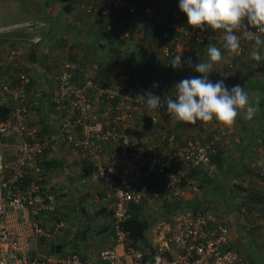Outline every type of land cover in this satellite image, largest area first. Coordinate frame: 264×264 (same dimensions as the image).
Wrapping results in <instances>:
<instances>
[{
  "label": "built area",
  "instance_id": "2783aa9c",
  "mask_svg": "<svg viewBox=\"0 0 264 264\" xmlns=\"http://www.w3.org/2000/svg\"><path fill=\"white\" fill-rule=\"evenodd\" d=\"M85 4L88 15L141 12L156 23L173 27L175 42L182 34H188L194 44H203L211 37L207 28L201 32L167 18L170 6L155 13L134 0H85ZM33 27L31 19L0 24V39ZM105 28L112 32L113 23L108 22ZM241 31L237 33L241 37L238 56L254 47V41L245 39ZM42 43L40 34L30 35V46ZM161 49L169 54L167 48ZM24 54L25 46L20 42L7 49L5 62L14 67L22 62L23 66L0 81V106L10 108L9 114L0 118V264H248L231 244L232 220L226 213L218 216L214 202L184 204L201 195L197 170L214 169L210 162L214 143L185 136L164 107L149 110L141 95L131 91L128 76L118 67L113 68L108 85L99 86L86 78L78 86L71 81L74 65L66 63L50 96L53 118L49 125L53 133L57 130L53 136H61L67 148L79 152L83 172L110 192L106 223L113 233L112 244L101 247L95 261L89 257L91 248L82 253L64 247L63 242H72L75 237L77 225L61 215L56 181L43 166L44 142L29 125L33 104L30 73L21 60ZM236 63L230 61L227 69L232 70ZM35 69L42 72L41 67ZM140 108L146 109L145 122H136ZM9 137L16 142L8 144ZM248 166L257 178L255 187L264 193V158L258 156ZM233 182L239 183L235 178ZM132 205L142 208L150 221L146 242H138L143 248L130 244L124 226ZM259 222L264 239V221Z\"/></svg>",
  "mask_w": 264,
  "mask_h": 264
},
{
  "label": "crops",
  "instance_id": "0c3cea01",
  "mask_svg": "<svg viewBox=\"0 0 264 264\" xmlns=\"http://www.w3.org/2000/svg\"><path fill=\"white\" fill-rule=\"evenodd\" d=\"M177 2L179 4V0H177ZM173 6L178 5L174 4ZM45 11L47 12L45 14L52 16L53 22V19L56 16V11H53V8L48 7L45 8ZM124 14L125 13L116 14L112 17L115 30L109 32L110 34H107L108 32H106L104 29L105 25L103 26L104 22H101L100 17L95 14L86 16L84 14L80 15L78 13V16H82L84 20H80L78 18L79 22H77V25H79V29L82 27V32L86 40L84 41L82 38L83 36H77V39L75 40L74 31H76V29H72L71 32L69 31V33L72 35H69L68 37L70 38V41H68L67 46L64 45V41H59L61 38L58 37L55 39L56 31H54L55 28L53 23H50V21L45 18V16H43V19H40L39 22L31 17L25 18L31 19L34 22V27L32 30L28 32H17L12 34L9 38L0 39V60L4 61L6 51L10 46L14 45L16 42L24 44L25 54L22 56L21 60L24 62V69L30 73L31 85L29 89L31 90L32 88H35L33 90V99L35 100L36 97H39L40 99L39 106L36 103L37 107L34 106L36 109L34 111L36 113H42V115L46 118V124H48L51 120V118H48L49 113L47 111L48 109H51L52 106L49 100L46 99V96L48 93L50 94V91L54 88L56 79L54 70L57 71L61 66H63V64L68 62V60H83V63L79 64L74 62L77 66V75H81L83 78L85 76L87 77L91 74H94L95 71L97 72L98 68H104L109 60H113L115 61L114 67H121L122 69L120 71L124 72L128 76V79L131 83V91L137 92L140 95H143L146 91H152L155 94L159 93L163 97L168 94L174 96V90H172V88L176 83L185 78L198 77L202 75L195 72L194 67L189 66L186 62L189 58H191L192 65L208 61L206 60V56L202 55L204 54L203 52H201L200 56L198 55L197 57V52L195 54V49L192 48V42L185 41L183 44L181 41L182 44L180 45H178L177 42H174L173 49L177 52V54L181 53V60H184V63L180 68H173L169 63V60H165L168 54H165L162 49L157 51L155 47V44L158 43L160 46H162V48L168 49V46L162 43L164 42V34H162L161 29H158L156 25L152 24L151 20L147 19L146 17H141L140 15L142 14L140 13H137V15L133 14L131 17L126 15L124 16ZM70 15H72V13ZM79 29L77 30V34L82 33ZM32 33H38L41 35L43 40L41 46H30L29 37ZM44 33L48 34V38L43 36ZM114 34L119 35L121 39H117V35ZM102 37L111 38L110 41L113 40V46H108L106 44L107 41L101 40ZM115 44H119L120 46H116ZM72 45L74 46L73 49L70 48ZM167 49H165V51ZM21 63L22 62H20L17 67H20ZM40 65L43 67V69L39 74L36 72L35 67H40ZM244 67H248V65L246 64ZM244 67L239 74L228 72L229 75L225 80L226 87L231 89L235 85H240L250 94L259 93L261 96H263L264 83L261 82L262 77H264L263 71L260 74H254L246 71L247 68L244 69ZM7 70V63L0 65V76L4 75V78L7 77L9 75ZM12 73L13 72H11V74ZM210 73L208 74V79ZM154 83L158 84V87L153 88L152 85ZM46 101L47 104H45ZM261 113L264 114L263 105L259 106V111L255 114L252 120H244L241 118L239 134H237V137L234 136V140L236 141L235 145L241 144L239 145L240 147L247 146L249 147V151H253L252 149L255 151V148L261 145L260 138L264 136V121L259 117ZM196 124L193 125L184 123L179 127L182 131H187L193 134V132H196V127H200V125L202 126L205 123L197 121ZM46 128L48 130L49 139L44 145V151L46 150V161H48V165L50 166V168H48V174L56 181L54 187L59 193L62 194L61 199L59 198L58 200L60 208L59 210L62 213L61 215L67 219L70 216L73 217V223H76L77 225L76 233H79L81 230L80 236L82 235L83 239L86 237V234L88 238H100L103 236L107 237V230L106 228L104 229L102 227L103 223L101 216H105L107 214V218L109 214L108 204L110 200L107 198V194H110V192L108 188H106V186L101 182L92 183L93 181L90 183L91 185L88 187V189L83 190L80 188V183L90 180L89 177L84 172L83 174L85 177L81 176V174L73 169V167L70 169L72 165L71 162L73 163V161H75L72 158V155H75V153L70 151L69 154H66L63 151V148L66 147L65 144H59L60 140L57 139L56 136H53V132L50 129L49 124L46 126ZM228 136H231V134H228ZM66 150H68L67 147ZM246 151H243L244 154L247 153ZM240 152H242V150ZM234 153L235 154L232 155L231 158L240 157L239 152L235 151ZM262 154L264 155L263 149L258 155L264 157ZM229 158H226L227 161H230ZM76 173L78 174L76 175ZM249 176L251 175L248 174L244 178L248 179ZM74 180L76 181L74 182ZM93 184H98L95 185V187L99 186V188H97L98 193L96 192ZM242 184L244 187L252 189V184L250 182L248 186H245L247 183L244 181ZM70 192H72V194H70ZM244 192L246 191H242V193ZM190 200L191 199H189V201ZM192 200L193 201H191V203L195 204V202H198L193 198ZM70 201L72 205H75L74 207L70 205ZM245 201H243L242 204H240L238 208L233 211L238 212L240 215H244L241 214L242 212L240 213V211H242L240 209L251 210V208H249V203L251 201L246 203ZM210 203L212 204L213 202ZM91 204H96V210L99 209V212L95 214L91 210L93 215L91 216L92 219L89 220L92 222V227L88 229L87 227L85 228L83 224L86 222V213H89L88 209L91 207ZM64 205L68 210L65 207L62 208ZM240 206L242 208H240ZM102 208H104L103 211ZM257 209H260V207ZM244 212H246L245 214L252 218L244 219L242 216V218L236 222L232 221L231 226L234 241L231 244L236 246L238 250L242 252L248 264H260L259 258H261V253L257 251L261 248L259 245V242L261 241V225L260 222L254 220L252 214H247L249 213L248 210H245ZM222 213L223 212H221V214ZM233 213L230 216L231 220L234 218L233 215H235ZM218 215H220V213H218ZM83 227L85 230H83ZM81 243L84 244L83 248L85 247L88 249L89 245L86 244L85 240L81 241ZM97 264L101 263L98 261Z\"/></svg>",
  "mask_w": 264,
  "mask_h": 264
},
{
  "label": "clouds",
  "instance_id": "9594fccd",
  "mask_svg": "<svg viewBox=\"0 0 264 264\" xmlns=\"http://www.w3.org/2000/svg\"><path fill=\"white\" fill-rule=\"evenodd\" d=\"M178 7L187 17V24L203 32L221 30V46L209 45L207 62L192 65L191 58L186 62L194 67L198 77L185 78L176 83L173 95L163 98L152 91L141 95L149 110L166 111L174 121L196 124L197 121L209 123L215 120L225 127H233L238 116L252 120L259 111L261 94H250L240 85L228 89L223 80L215 83L208 79L213 65L224 60L225 53L231 57L241 50V37L254 41L251 58L264 61V0H179ZM171 67L183 66L181 53L169 60ZM153 88L158 87L154 83Z\"/></svg>",
  "mask_w": 264,
  "mask_h": 264
},
{
  "label": "rangeland",
  "instance_id": "374dc122",
  "mask_svg": "<svg viewBox=\"0 0 264 264\" xmlns=\"http://www.w3.org/2000/svg\"><path fill=\"white\" fill-rule=\"evenodd\" d=\"M42 1L43 0H0V24L1 23H10V22L19 21V20H22V19H25V18H28V17H31V18H33V19H35L36 21L39 22L40 19L41 20L43 19L42 16L45 13H47L45 11V8H46L47 4L44 3L45 8L44 7H40V3H42ZM44 2H46V1H44ZM61 3L62 2H59L60 5L57 4L55 6L56 7V9H55L56 16H55V18L53 19V22H52L53 26L55 28L54 31H56L55 39L58 38V37L61 38L60 40L57 39L59 41H62V38L66 37L67 35L68 36L72 35L71 33H69V31H66V29L64 28L65 27L64 24L66 23V19H68V22L71 23V27H73V29H76V31H77L79 29V25H77V22H79L78 18L80 20H84V18L82 16H78V13L80 15H83V10H85V8H86L85 0H82V2L78 0L77 1V6L74 8V11L72 12V15H70L69 18H66L67 15H65V13L63 12V10L61 8V5H62ZM179 11H180V9H178V11H176V14H178L177 15L178 19L179 20H183L182 19L183 16L186 17V15L183 12L180 13ZM95 15L100 17L102 23L104 22L103 26L104 25L106 26L108 24V22L113 23L112 22V16H114V15H112V16L108 15V18L110 17L109 19H106V17H104L102 15H99V14H95ZM101 17L103 18V20H102ZM186 19H187V17H186ZM104 29H106V28L104 27ZM79 30L82 32L81 28ZM207 30L208 31H212L211 29H208V28H207ZM76 31H74V32H76ZM241 32H243V31H241ZM221 35H222V31L221 30H217V31H215V35H212L206 41L207 42L205 44L206 47L204 46L202 48V50H201V52L204 53L202 55L206 56V60H208L207 48H208L209 45H215L217 47L221 46V38H222ZM43 36L48 38V34L47 33H44ZM77 36H83L82 38L84 39V41L86 40L85 36L83 35V32L81 34H79V35H75V40L77 39ZM110 39L111 38H109V37H102L101 40L102 41H107L106 44L108 46L109 45L113 46V43H112L113 40L110 41ZM189 40H191V38H189L188 34H182L181 37H180V40L177 42V44L178 45H180L182 43L184 44L185 41L188 42ZM181 41H182V43H181ZM64 43H65L64 44L65 46L68 45V41H64ZM115 45L116 46H120L119 44H115ZM155 47H156L157 51H160V47L161 46L158 43L155 44ZM253 48L254 47H252L250 49H247L245 51V53L243 55H241V56L233 55V56L229 57L225 53L224 60H222L221 62H218V63L213 65L212 72L209 75V80L212 81L213 83H215L218 80H223L224 84L226 86V81L225 80L227 79V76L229 75L228 72L239 74V73H241L242 68L246 64L248 65V67H244V69L247 68L246 71L254 73V74H260L262 72V68H260V66H261L260 62L256 63V61H254L251 58V55H250V53L253 50ZM230 61H236L237 62L232 70H228L227 69V64ZM4 63H6L4 60H0V65H2ZM20 66H23V65H20ZM90 68H93V67H90ZM17 69H19L17 66L14 67V66L8 65V70L7 71L9 72V75H10L11 72L16 71ZM118 69L121 70L122 68L118 67ZM32 74H34V73H32ZM3 76L4 75L0 76V81H1V78H3ZM261 82L264 83V77H262ZM227 88L230 89L229 87H227ZM34 89L35 88H32L30 90V94L32 96L31 97L32 98V104H33L32 105V111H33L32 114L33 115L30 117L29 125L31 127H34L40 133L39 134V139H41V141L44 142L43 144L45 145V143L49 139L48 138V130H47L46 126H48V124L50 122L48 124H46L45 123L46 118L42 115V113L41 112L36 113L34 111V110H36L34 106H36V103L39 106V102H40L39 97H36L35 100L33 99L34 98V93H33ZM263 103H264V101H263ZM45 104H47V101H46ZM261 105L262 104L260 103L259 106H261ZM48 113H49L48 118H53L51 109H48ZM140 117H142V116H140ZM145 117H147V113H145V116L143 118V120L145 119L147 121L148 119L145 118ZM259 117H260V119H262L264 121V114L263 113H261ZM241 118H242V115L238 116L236 124L233 127H225V126H223V125H221L219 123H214V124L213 123L212 124L205 123L202 126L200 125V127H196V132L195 133L193 132V134H191V133H189L187 131H182L178 126H175V127H176V129L182 131L185 134V136H187V137H192V138L196 137L197 139H199L202 142H209L210 143L212 141L214 143V148L215 149L216 148L224 149L227 158L230 157L229 159H231V156L235 154L234 153L235 151L240 153L241 150H242V152L246 151L247 149L249 150V147H247V146H241L240 147L239 145H241V144L235 145L236 141L234 140V136L237 137V134H239V131H240L239 127H240V124H241V122H240ZM136 119H137V121H139V119L137 117H136ZM56 131L53 134H55ZM228 134H231L232 139H231V136H228ZM57 139L60 140L59 144H63L62 141H61V139H62L61 136L58 137V135H57ZM230 140H232V141H230ZM6 142L8 144H13L14 142H16V140H15V138L9 137V138H7ZM256 148H259V146H257ZM4 151L9 152L5 148H4ZM45 151H44V155H43V158H44L43 166L45 167L46 171L48 172V168H50V166L48 165V161H46L47 154H46ZM63 151L66 154H69L70 151L72 153H75V155H72L73 156L72 158L75 161H73V163L71 162L72 165H71L70 169H72V167H73V169H75L78 173H80L81 176L85 177L84 174H83V169H82L84 167V160L80 156L79 152H77L76 150L70 149V148H68V150H66L65 147L63 148ZM262 158H264V157H262ZM204 169L207 170L209 173L211 172V168H209V167L204 168ZM212 170H214V169H212ZM78 173H76V175ZM218 175L219 174L215 173V177L214 178H216V179L220 178V176H218ZM71 178H74V177H71ZM235 179L238 180V178H235ZM248 180H249L248 182H250L255 187L254 184L257 182V178L255 176L251 175V176L248 177ZM75 181L76 180H74V182ZM199 181H200V179H199ZM91 182L92 181H90V180L81 182L80 183L81 184L80 188H82L83 190L84 189H88V187L91 185L90 184ZM248 182H247V184L245 186H248ZM92 183H94V182H92ZM213 184L214 183L206 184L205 186H203L202 189H201V195L199 197H197L195 200L198 201V202L203 203L204 205L209 203V202H214L216 210L220 211V215H218V216H221L222 214L226 213L230 217L231 214L234 212L233 210H236L238 208L239 202H241L242 198L239 197L238 193H236V194H234V195H232V196H230L228 198H225L224 194L220 195V194H218L216 192L217 189L214 187ZM95 185H98V184H93L96 192L98 193L97 188H99V186L95 187ZM247 191L243 193L244 196H245L243 198V201L246 200L245 203L250 201V199L246 198V196H247L246 194L248 193ZM70 194H72V192H70ZM90 194H93V193H90ZM243 194H242V196H243ZM61 195L62 194L60 193L58 198L61 199V197H62ZM226 199H228V200L226 201ZM69 203H70L71 206H73V207L75 206V205L71 204V201ZM249 204L251 205V202ZM249 204H248V206H249ZM63 207H65V205L62 206V208ZM240 208H242V207L240 206ZM91 210L92 211L94 210V205H92V204H91V207L89 208V211H88L90 214L92 213ZM154 210L156 211L157 209L155 208ZM245 210H248L249 213H247V214H252L253 215L255 221L256 220L258 222L259 221H261V222L264 221V215L262 213L263 211H261L260 209H256V211L254 213H252L253 209H251V210L250 209H245ZM245 210L240 211V213L242 212L241 214H244V215H240L238 212H234L233 214H235V215H233L234 218L232 219V221L236 222L237 220L242 218V216L244 217V219L252 218V217H249V215L245 214L246 213V212H244ZM221 212H223V213L221 214ZM68 219H69V224L72 225L73 224V217L70 216V217H68ZM86 223L87 224L84 223L83 226H86L88 229H90L92 227V225H91L92 222L91 221L88 222L86 220ZM106 230H107V232H106L107 233L106 234L107 237L103 236V237H100V238H96V237L88 238L87 234H86V237L83 239L82 235L80 236V234H81L80 232L76 233L75 237L72 239V242L67 240V241L63 242V244H64L63 246L64 247L68 246L70 249H75L76 248L79 251H81L82 253H84L85 251H86V253L89 252V249L91 248L93 251L89 254V257H91L90 260L95 261L98 249H100L101 247H104V246L112 244V241H111L112 239L111 238H112V234L113 233H112V230H111L109 224H107ZM84 240L86 241V244L89 245L88 249H86L85 247L83 248L84 244H82L81 241H84ZM259 245L261 246V248L257 252L261 253V258H259L260 264H264V239L262 237H261V241L259 242ZM114 247H115V245H114ZM115 249L118 250L119 246H116ZM50 255L51 256H55V253L51 252Z\"/></svg>",
  "mask_w": 264,
  "mask_h": 264
},
{
  "label": "trees",
  "instance_id": "16d2710c",
  "mask_svg": "<svg viewBox=\"0 0 264 264\" xmlns=\"http://www.w3.org/2000/svg\"><path fill=\"white\" fill-rule=\"evenodd\" d=\"M44 1H46V0H43V2L40 3V7H44V3H45V4H47L46 7L53 8V11L56 9L55 6L57 4H59V2H62L61 8H62L63 12L65 13V15H67L66 18H69L70 14L74 10V8L77 6L78 0H48L46 2H44ZM79 1L82 2V0H79ZM134 1L140 7H144L146 5L150 6L155 13H158L159 9L162 6H170L171 11L168 12V14H166V17L169 19H173L175 21L177 20V22L180 25H183L186 28L190 27L187 24V19L185 16H183V18H182L183 20L178 19V16H177L178 14H176V11H178L177 10L178 6H173L174 4L178 5L177 0H134ZM176 7H177V9H176ZM179 12L181 13V11H179ZM139 13L142 14L141 12H139ZM83 14L86 16L88 15V14H86L85 10H83ZM125 15L129 16V17L133 16V14H130V13H127V14L125 13L124 16ZM135 15H137V14H135ZM142 15H140V16L145 17L144 15L143 16ZM43 16H45V18H47L50 21V23H52V16L47 15V14H44ZM43 16H42V18H43ZM106 19H108V16H106ZM147 19L151 20L152 21L151 23L156 25V27L158 29H161L162 34H164V42H162V43L165 44L166 46H168V50H169V54L165 58V60H171L176 55H178L177 52L173 49L174 48V42L176 41L175 36L177 35V32L175 31V29L173 27H170L168 25H164L163 23H161V24L156 23L153 20V18H147ZM64 25H65L64 28L66 29V31L71 32L73 27H71V23L68 22V19H66V23ZM113 27H114V24H113ZM81 29H82V27H81ZM107 34H110V33L108 32ZM209 34H210V36L215 35V31H209ZM75 35H79V34H77V31L75 32ZM114 35H117V34H114ZM117 36H116L117 39H121L119 35H117ZM66 37H65L66 39L62 38V41H70V38H68L69 36L67 35ZM189 41L191 42V40H189ZM0 42H1V40H0ZM206 43L207 42H205L203 44L192 43L193 44L192 48L195 49L194 50L195 54L197 52V54H196L197 57H198V55L200 56L201 50L205 46ZM70 48L73 49V45L70 46ZM34 61H37V60H34ZM72 61L68 60V62H66V63H71L74 65V67L71 69V71H72L71 81L75 85L76 84L78 86L83 85L85 80H87L88 78L91 79L95 84H98L99 86H105V85L110 84L111 78L113 76V68L115 65V61L109 60L106 63L104 68H98L97 72L95 71L94 74H91L90 76H87V77L85 76L84 78L81 75H77V69H76L77 68L76 64L77 63L78 64L83 63V60H72ZM182 62H184V60H182ZM65 64H63V66H61L57 71L54 70V72L56 74V76H55L56 78H58L59 73L64 68ZM260 64H261L260 68H262V71L264 73V61H261ZM40 67H41V69H43V67L41 65H40ZM56 81H57V79H55L54 88H55ZM128 81H129V84H131L129 79H128ZM54 88H53V90H54ZM53 90H51L50 94L48 93V95L46 96L47 100H50V96L52 95ZM157 95H160V94L157 93ZM161 97L163 98V96H161ZM263 101H264V95L261 96V100H260V103L264 106ZM164 110L166 111V105L164 106ZM9 111H10L9 107L0 106V118H2V119L5 118L9 114ZM137 112L138 113H137L136 117L139 119V121L145 122L146 120L145 119L143 120V118L145 116L146 109L140 108L139 110H137ZM140 116H142V117H140ZM145 118H147V117H145ZM139 121H136V122H139ZM183 124H184V122L175 121V125L178 127L183 125ZM260 141H261V145L259 147H262V149L264 151V136L262 138H260ZM257 149L258 148H255L256 152H257ZM259 149H260V151L262 150L261 148H259ZM252 150L253 151L247 150L246 151L247 153H245V154H244V152L243 153L240 152V157H237V158L233 157V158L229 159L230 161H227V159H226L227 156L225 154L224 149L216 148L214 153H212L210 155V162L214 166V170L211 173H209L208 171L201 169V168L197 170V175L200 179L201 187L205 186L206 184L214 183L213 185L217 189L216 192L220 195L224 194L225 198H228V197L238 193L239 197L242 198L241 202H239V205L242 204L243 198L245 197L244 194L242 193V191L248 190L247 191L248 193L246 194L247 195L246 198L250 199V201H251V205L249 208L256 209V208L260 207V209L263 211L264 210V193H260L259 190L257 189V187H254L253 185H252V189H248L247 187H244L242 184V182L245 179L244 178L245 176H247L248 174L254 175L253 170L250 169V167L248 166L249 162L252 161L254 158H258V156H260L254 151V149H252ZM215 173L219 174L218 176H220V178H218V177H217L218 179L214 178ZM234 178H238V180H239L238 184H236V182H233ZM254 185L256 186L257 182ZM242 194H243V196H242ZM227 200L228 199H226V201ZM191 201H193V200L192 199L190 201L186 200L184 202V204L188 205V206H193V203H191ZM95 205L96 204H94V210L93 211L95 214H97L99 212V209L96 210ZM141 209L142 208H140L139 206L132 205L131 210H130L131 215H130L129 219L124 224L125 228L129 232L130 244L135 245L136 247H139V248H143V246H140V244L138 242L144 243L147 240L146 232H147V229H148L149 224H150V221L148 219L147 214L144 213ZM103 210H104V208H102V211ZM262 213L264 215V211ZM92 215H93V213L91 215H90V213H88V214L86 213V220L88 222L92 219L91 218ZM106 215L105 216L100 215L101 219H102V223H103L102 227L104 229L107 227ZM85 224H87V223L85 222ZM85 228H86V226H85ZM83 230H85V229H83ZM80 233H81V230H80Z\"/></svg>",
  "mask_w": 264,
  "mask_h": 264
},
{
  "label": "water",
  "instance_id": "95a60500",
  "mask_svg": "<svg viewBox=\"0 0 264 264\" xmlns=\"http://www.w3.org/2000/svg\"><path fill=\"white\" fill-rule=\"evenodd\" d=\"M52 249H53V248H52ZM58 249H59V245L55 246V250L58 251Z\"/></svg>",
  "mask_w": 264,
  "mask_h": 264
}]
</instances>
